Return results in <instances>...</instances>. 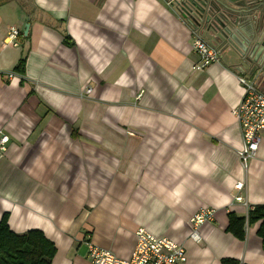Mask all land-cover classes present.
<instances>
[{
    "label": "crops",
    "instance_id": "obj_1",
    "mask_svg": "<svg viewBox=\"0 0 264 264\" xmlns=\"http://www.w3.org/2000/svg\"><path fill=\"white\" fill-rule=\"evenodd\" d=\"M261 6L241 16L252 34L248 66L236 48L188 23L172 0L0 5V137L9 138L0 220L8 214L17 234L42 231L57 247L53 264H91L86 234L129 258L138 227L182 244L187 264H264L259 224H246L244 240L226 231L229 213L247 216L238 197L264 204V131L245 171L233 114L244 94L239 75L258 78L264 90V66L254 62L264 57ZM12 28L23 36L5 46ZM198 34L221 52L202 71L193 69ZM23 57L21 84L13 70ZM202 208L216 210V220L196 242L190 221Z\"/></svg>",
    "mask_w": 264,
    "mask_h": 264
},
{
    "label": "built area",
    "instance_id": "obj_2",
    "mask_svg": "<svg viewBox=\"0 0 264 264\" xmlns=\"http://www.w3.org/2000/svg\"><path fill=\"white\" fill-rule=\"evenodd\" d=\"M20 36L22 33L18 29L12 28L4 45L17 46ZM192 47L200 58L199 63L193 67L195 71H202L206 67L221 61V52L199 34L194 36ZM14 76V73L7 75L8 79H12ZM238 81L243 86L244 94L240 104L233 112L241 127L242 134V146L237 151V155L243 169L247 171L251 160L259 149L262 140L261 134L264 131V90L261 88L258 78H246L239 75ZM90 92V88L84 91L85 94ZM8 142L7 135L0 137V158L5 156ZM238 187L242 188L243 184L238 185ZM237 202L244 204L248 214L250 207L247 201L238 197ZM215 220L216 210L212 208L199 209L190 221L192 227L190 239L196 242L201 241L200 228L205 224L213 223ZM135 238V249L132 255L126 259L119 258L113 252L95 245L89 234H86L83 243L87 247L91 264H187L185 247L173 239L155 235L145 227L136 229Z\"/></svg>",
    "mask_w": 264,
    "mask_h": 264
},
{
    "label": "trees",
    "instance_id": "obj_3",
    "mask_svg": "<svg viewBox=\"0 0 264 264\" xmlns=\"http://www.w3.org/2000/svg\"><path fill=\"white\" fill-rule=\"evenodd\" d=\"M23 36V33H22ZM69 38L65 44L70 45ZM26 58L20 59L14 72L21 75V84L24 83ZM246 224H259L257 234L264 249V204L250 207L246 217L229 213L227 232L234 237L244 240ZM57 254V247L42 231L32 230L24 234L11 231L8 225V214L0 220V264H53ZM222 264H240L236 259H223Z\"/></svg>",
    "mask_w": 264,
    "mask_h": 264
},
{
    "label": "water",
    "instance_id": "obj_4",
    "mask_svg": "<svg viewBox=\"0 0 264 264\" xmlns=\"http://www.w3.org/2000/svg\"><path fill=\"white\" fill-rule=\"evenodd\" d=\"M177 11L182 17L196 28H202L204 31L212 32L220 40L226 41L232 47L236 48L246 58L244 63L248 66L252 63L248 60L250 41L252 34L245 30V23L241 16L248 11L255 2L264 0H172ZM264 6H261V8ZM29 25L25 26L24 33L28 34ZM260 57V56H259ZM254 60L259 67L264 66V57L262 62ZM247 59V60H246ZM253 59V58H252ZM256 70V67L253 68ZM264 75V72H263Z\"/></svg>",
    "mask_w": 264,
    "mask_h": 264
},
{
    "label": "rangeland",
    "instance_id": "obj_5",
    "mask_svg": "<svg viewBox=\"0 0 264 264\" xmlns=\"http://www.w3.org/2000/svg\"><path fill=\"white\" fill-rule=\"evenodd\" d=\"M10 1H16V0H10ZM20 1L21 3L23 2L24 4L29 2V0H20ZM8 2L9 0H0V5L6 4Z\"/></svg>",
    "mask_w": 264,
    "mask_h": 264
}]
</instances>
